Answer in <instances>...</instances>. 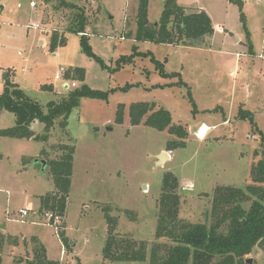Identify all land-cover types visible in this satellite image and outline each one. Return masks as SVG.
<instances>
[{"label": "rangeland", "instance_id": "obj_1", "mask_svg": "<svg viewBox=\"0 0 264 264\" xmlns=\"http://www.w3.org/2000/svg\"><path fill=\"white\" fill-rule=\"evenodd\" d=\"M30 1L0 0V93L4 73L10 71L11 80L44 111L50 100L60 101L85 84L107 97L82 96L67 125L57 118L47 140L0 137L2 264H24L43 244L47 258L58 264H149L155 246L168 242L156 237L167 171L179 177L180 217L190 222L210 224L216 186L245 188L251 183L250 168L264 153V0H243L249 37L237 4L177 0L189 12L204 8L212 17L215 31L201 47L136 40L138 0H67L86 10L92 55L83 50L80 34L69 31L75 10L58 7L56 0H33L35 7ZM164 2L149 0L150 23L159 20ZM36 23L41 28L33 27ZM54 31L65 35L66 43L53 51L49 41ZM131 54V61H120ZM155 59L163 62L164 72L180 75L163 74ZM61 66L65 70L57 77ZM81 68L83 78L77 75ZM137 101L168 109L173 124L183 125L188 136L182 139L147 125L151 111L134 125L129 111ZM16 122L13 112L0 109V129ZM204 124L209 131L201 137ZM34 125L35 133H44L45 124ZM180 141L185 146L169 149ZM63 143L75 146L67 221L62 217L59 227L66 232V244L40 209L41 196L56 191L53 175L48 166L43 171L35 163L37 158H60ZM163 150L170 157L157 163ZM28 202L40 204L21 221L19 209ZM105 207L117 220V233L145 242L146 260L104 257ZM246 258L264 264V250L257 245Z\"/></svg>", "mask_w": 264, "mask_h": 264}, {"label": "trees", "instance_id": "obj_2", "mask_svg": "<svg viewBox=\"0 0 264 264\" xmlns=\"http://www.w3.org/2000/svg\"><path fill=\"white\" fill-rule=\"evenodd\" d=\"M240 7V19L244 24L246 35L250 31L243 12V0H229ZM58 7L75 10V22L69 31L80 34V44L83 50L92 55L88 44V18L84 7L67 0H56ZM164 9L158 21L150 23L149 0H138L136 17L137 29L135 39L159 43H177L187 46H199L215 31L211 16L204 10L188 11L177 0H165ZM66 43L65 35L54 31L50 36L49 45L54 51ZM253 46V43H251ZM137 48V46H136ZM135 54L123 55L121 62L127 63ZM157 66L165 75H180V72L168 74L164 72L162 61L155 59ZM83 78L84 69L78 70ZM11 72L4 73V91L0 93V109L9 110L15 114L16 125L0 129V137L34 138L47 140L57 118L63 119L62 125H67V117L73 108L80 104L82 96L107 97V92L90 90L89 92L75 89L60 97V101L50 100L47 111L38 101L32 100L18 83L11 80ZM186 84V82L182 81ZM145 123L159 130L168 129L173 135L184 139L188 131L181 124H173V116L168 109L157 107L156 102L137 101L130 105L129 115L132 123L137 125L148 112ZM246 114V113H245ZM242 114V117L246 115ZM121 112L118 118L121 119ZM45 124L44 133L37 134L32 129L33 124ZM35 126V125H34ZM184 141L173 142L169 149L185 146ZM264 145V144H263ZM64 154L60 158L47 159V166L53 175L56 191L48 190L41 196V211L51 210L66 216L69 191L72 184L75 146L64 144L60 146ZM1 156V155H0ZM251 183L245 188L219 185L215 187L212 200L210 224L205 222H190L180 217L182 197L178 191L179 177L173 172L164 174L159 200V215L156 226V237H165L168 242L159 243L150 254L149 264H247L246 256L251 254L255 246L264 250V153L250 168ZM107 220V236L103 245V255L111 261H141L147 259L145 242H137L133 237L117 233V220L107 207L103 208ZM62 228V226H61ZM61 240L66 244V232L60 229ZM5 236L0 233V264H2V246ZM37 240V237H34ZM15 244L18 238L14 237ZM34 259L24 264H58L47 259L45 247L35 248Z\"/></svg>", "mask_w": 264, "mask_h": 264}, {"label": "built area", "instance_id": "obj_3", "mask_svg": "<svg viewBox=\"0 0 264 264\" xmlns=\"http://www.w3.org/2000/svg\"><path fill=\"white\" fill-rule=\"evenodd\" d=\"M18 6H21L20 4H18ZM30 6L31 7H35L36 6V2L31 0L30 1ZM33 27L36 28H41L40 24H35L33 25ZM121 38H123V36H121ZM65 70V68L63 66H61L60 71L57 72V77H60L62 75V72ZM72 86L76 87L77 83L76 82H72ZM33 210V207H25V208H20L19 209V213H21L22 218L20 219L21 221H25V217H27L29 215V211ZM62 217L60 214L53 212L51 210H46L44 211V218H45V222L46 224H52L56 227V229H58V231L60 230V226L62 225ZM19 220V218H18ZM60 232V231H59Z\"/></svg>", "mask_w": 264, "mask_h": 264}, {"label": "water", "instance_id": "obj_4", "mask_svg": "<svg viewBox=\"0 0 264 264\" xmlns=\"http://www.w3.org/2000/svg\"><path fill=\"white\" fill-rule=\"evenodd\" d=\"M83 90L89 92L91 90V88L88 85H83L82 87ZM168 158V154H166V151H160L158 153V160L157 163H161L163 161H165ZM35 163H40L42 165L43 171H45V167L47 166V159H41V158H37L35 160ZM246 263L247 264H252V259L251 258H247L246 259Z\"/></svg>", "mask_w": 264, "mask_h": 264}, {"label": "crops", "instance_id": "obj_5", "mask_svg": "<svg viewBox=\"0 0 264 264\" xmlns=\"http://www.w3.org/2000/svg\"><path fill=\"white\" fill-rule=\"evenodd\" d=\"M1 9H4L3 8V6H1ZM204 9V8H203ZM202 9V10H203ZM205 11V10H204ZM212 18V17H211ZM36 24H39V23H36ZM224 26V29L226 30V31H228L229 29L226 27V24H224L223 25ZM230 32H232L231 30H230ZM233 33V32H232ZM43 42V41H42ZM41 42V43H42ZM254 42V41H253ZM253 44H255V42L253 43ZM3 78H4V76H3ZM4 80V79H3ZM32 129L34 130V124H33V127H32ZM50 191H53V189H51ZM40 203H38V204H35V203H30V202H28V204H26V206H24V208L25 207H28V206H30V207H33L34 208V206H37V205H39ZM65 218H66V221H67V213H66V216H65ZM33 222H37V221H33ZM37 223H39V222H37ZM35 237H37V239H38V241L39 242H41L42 243V241H41V239H40V237H38V236H35ZM43 244V243H42ZM44 245V244H43ZM44 247H45V245H44ZM45 250H46V254H47V249H46V247H45ZM63 252H65V249L63 248ZM66 253V252H65ZM48 259V258H47ZM56 261V260H55Z\"/></svg>", "mask_w": 264, "mask_h": 264}, {"label": "bare ground", "instance_id": "obj_6", "mask_svg": "<svg viewBox=\"0 0 264 264\" xmlns=\"http://www.w3.org/2000/svg\"><path fill=\"white\" fill-rule=\"evenodd\" d=\"M208 131H209V127H208L206 124H204V125L199 129L198 134H199L201 137H205ZM166 154H168V153L166 152ZM169 157H170V154H168V158H169ZM168 158H167V159H168Z\"/></svg>", "mask_w": 264, "mask_h": 264}]
</instances>
